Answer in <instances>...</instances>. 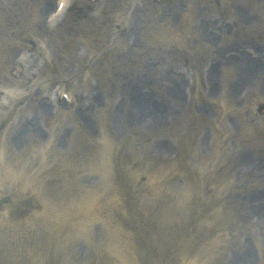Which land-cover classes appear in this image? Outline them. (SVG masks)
Here are the masks:
<instances>
[{
	"label": "rangeland",
	"instance_id": "rangeland-1",
	"mask_svg": "<svg viewBox=\"0 0 264 264\" xmlns=\"http://www.w3.org/2000/svg\"><path fill=\"white\" fill-rule=\"evenodd\" d=\"M56 1L0 0V264H264V0Z\"/></svg>",
	"mask_w": 264,
	"mask_h": 264
},
{
	"label": "bare ground",
	"instance_id": "bare-ground-1",
	"mask_svg": "<svg viewBox=\"0 0 264 264\" xmlns=\"http://www.w3.org/2000/svg\"><path fill=\"white\" fill-rule=\"evenodd\" d=\"M5 144H6V141H5ZM5 144H4V146H5ZM3 149L4 148H3V143H2V145L0 147V155L1 156L4 155ZM10 175H13L12 167H11V169L6 170V176L10 177ZM78 214H79L78 212H73V213L70 212V213H68V215L67 214H65V215L74 218V217H77ZM92 215H93L92 212H84L82 218L72 219L69 222L68 225H69V227H72V226H75L74 224H77L76 225L77 233H81V232L86 233L88 231V225H89V222H88L87 218L91 217ZM56 216H58V215H55L54 217H56ZM59 216H61V215H59ZM86 227H87V230H86ZM113 230H112V232H113ZM52 233H53L54 237L57 238V237H59L60 231L57 230V229H54ZM112 250L114 251V248H112ZM116 254L120 257V260H121L122 264H124L123 261H124V258H125V252L123 251V249H120ZM65 264H69V262L66 260Z\"/></svg>",
	"mask_w": 264,
	"mask_h": 264
}]
</instances>
